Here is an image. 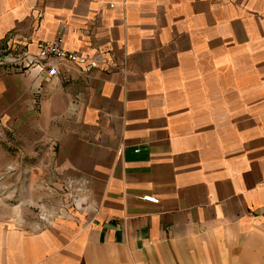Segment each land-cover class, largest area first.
I'll return each instance as SVG.
<instances>
[{"label":"crops","instance_id":"1","mask_svg":"<svg viewBox=\"0 0 264 264\" xmlns=\"http://www.w3.org/2000/svg\"><path fill=\"white\" fill-rule=\"evenodd\" d=\"M58 36L68 78L2 62ZM0 101L82 199L0 264H264V0H0Z\"/></svg>","mask_w":264,"mask_h":264},{"label":"rangeland","instance_id":"2","mask_svg":"<svg viewBox=\"0 0 264 264\" xmlns=\"http://www.w3.org/2000/svg\"><path fill=\"white\" fill-rule=\"evenodd\" d=\"M5 66L24 73L36 70L42 78L37 67ZM27 146V138L8 126L5 104L0 101V227L28 226L30 230L46 227L78 208L82 200L69 185L64 186L67 197L61 199L55 189L58 182L52 165L39 161L41 153L37 147L34 153Z\"/></svg>","mask_w":264,"mask_h":264},{"label":"built area","instance_id":"3","mask_svg":"<svg viewBox=\"0 0 264 264\" xmlns=\"http://www.w3.org/2000/svg\"><path fill=\"white\" fill-rule=\"evenodd\" d=\"M37 51L35 54L23 51L14 50L13 55L5 57L4 64H15L24 68L37 67L42 74V79L45 82H51L59 77L68 78V73L77 64L84 62L78 53L69 52L64 47V39L58 36L51 42H39L36 45ZM2 63V64H3ZM96 64L92 63L89 68H95ZM65 68H70L64 71ZM88 72L89 70H85ZM146 201L158 204L156 198H144Z\"/></svg>","mask_w":264,"mask_h":264}]
</instances>
